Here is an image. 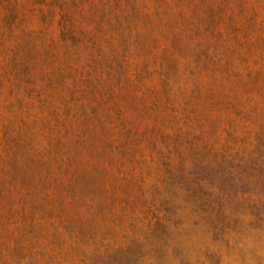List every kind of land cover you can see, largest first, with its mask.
Here are the masks:
<instances>
[{"label":"rangeland","instance_id":"1","mask_svg":"<svg viewBox=\"0 0 264 264\" xmlns=\"http://www.w3.org/2000/svg\"><path fill=\"white\" fill-rule=\"evenodd\" d=\"M0 264H264V0H0Z\"/></svg>","mask_w":264,"mask_h":264}]
</instances>
